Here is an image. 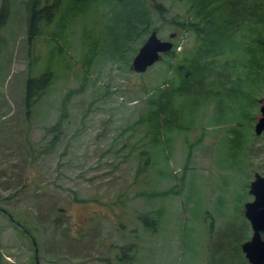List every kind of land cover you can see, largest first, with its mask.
<instances>
[{
	"label": "rangeland",
	"instance_id": "obj_1",
	"mask_svg": "<svg viewBox=\"0 0 264 264\" xmlns=\"http://www.w3.org/2000/svg\"><path fill=\"white\" fill-rule=\"evenodd\" d=\"M142 1L138 40L113 36L118 4L58 0L52 22L27 42V0H7L0 264H247L243 204L253 174L264 177V131L253 133L264 79L245 80L241 52L261 31L248 29L251 17L264 21V0ZM152 31L173 56L135 73L131 60ZM205 40L221 58L194 90L170 98L175 123L158 147L136 121L155 109L163 83L177 88L175 66L188 71L182 60ZM44 72L49 83L26 119L24 81ZM223 76L233 79L217 84Z\"/></svg>",
	"mask_w": 264,
	"mask_h": 264
},
{
	"label": "trees",
	"instance_id": "obj_2",
	"mask_svg": "<svg viewBox=\"0 0 264 264\" xmlns=\"http://www.w3.org/2000/svg\"><path fill=\"white\" fill-rule=\"evenodd\" d=\"M69 1L79 4V3H85L89 0H69ZM106 1L114 2L115 4H118L120 8L119 11H117L115 14L112 15V21L108 25V27H112L113 36L115 37V39L121 40L123 37L127 36L129 39L138 40V36L136 38L133 37L134 35L137 34L136 32L139 28L137 24H140L144 20V18L148 17V13L144 7V2L142 0H139L136 3L138 4V6L132 7V3L130 2V0H106ZM47 3L48 0H27L25 6V15H26L25 36L27 42L32 41V39H34L39 34V24L42 23L45 25L51 23L56 12L58 11L57 10L59 9L57 7L58 0H51L49 4ZM126 9L128 10L125 11ZM7 14H8L7 0H0V28L4 26V23L7 19ZM253 14L254 12L250 13V16H254ZM252 18L254 17H251L250 19L253 20V22H250L251 25L250 28L248 29L249 32L252 31L253 29L256 30L258 27H260L261 31L258 30L257 35L253 36L252 34L251 37L249 38V42L246 45L244 44L241 52V54L243 55V59L241 60V62H242V67L245 70H247L249 67L251 69L250 75H248L247 73L245 80L247 77L250 78L251 76L252 79L256 78L257 82H259L260 80L264 79V21L259 22ZM188 27H190V25H188ZM114 32L116 34H114ZM140 32L146 33L147 31L144 27H142L140 29ZM121 44H119V41L116 42L117 47H119ZM210 44L211 43L209 41L207 43L205 40L202 46L201 47L199 46V48L195 51V53L191 57L189 58L185 57L182 60L183 63L185 62L190 63L191 67H187L188 71H182L183 66H175L174 74L177 77L175 80V83H178L177 88L176 85L174 86V80L172 78H170V80L168 79L167 82L163 83L162 86L164 87L157 89V91L154 93L156 97H154L152 100L149 101L152 104V106L155 107V109L144 115V117L139 118V121H136L135 126L142 125L145 133H147L146 136L149 135L151 141L154 142L156 145L161 143L159 140L160 137H163L164 133L166 135V133L170 132L172 128V124L175 123L174 122L175 117L173 115V112L169 109L170 98L174 96L177 91H179V95H181L185 92L194 90L192 87L198 85V81H200L199 78L205 79L203 78V76L208 77L209 74L211 73L209 70L211 69V66L216 63V60L219 61V58H221L219 56L222 53H214V54L210 53V51L216 48V46L212 48V45ZM229 47L231 48L232 45L230 44ZM231 54L232 52L228 55L231 56ZM165 55H167L168 57L173 56V50H170ZM223 63L227 64V61H224ZM232 63H234L233 58H232ZM201 65H203V68H200ZM231 66L234 69V66L233 65ZM260 72L262 73V75H259ZM50 76H51L50 72H44L36 77H27L25 79L23 85V93H22V107L24 111L23 113L24 118L26 119L29 118L31 110H33L37 98L45 90L47 84L49 83ZM229 76L230 75H227V77ZM223 78H224L223 80L217 81V84L223 81H228L233 79V78L226 79L224 76ZM237 83L238 85L243 83L239 75L237 76ZM213 84L214 82L212 83V85ZM184 86H187L188 88H184ZM238 136L239 138H242L238 142L240 144H243L244 138L240 135ZM161 144H163L164 147V145L167 144V140L164 138V143ZM240 144L238 146H241ZM236 258L237 256H234L233 260L235 261Z\"/></svg>",
	"mask_w": 264,
	"mask_h": 264
},
{
	"label": "water",
	"instance_id": "obj_3",
	"mask_svg": "<svg viewBox=\"0 0 264 264\" xmlns=\"http://www.w3.org/2000/svg\"><path fill=\"white\" fill-rule=\"evenodd\" d=\"M173 36L170 34L168 38L171 39ZM170 49L171 43L159 40L155 32L152 31L138 48L129 69L138 74L143 73ZM260 102V117L254 124V135H259L264 131V94ZM247 193L252 197V200L243 204V216L249 224L251 235L247 241L241 243L240 251L247 264H264V239L261 237V234L264 233V178L254 173Z\"/></svg>",
	"mask_w": 264,
	"mask_h": 264
},
{
	"label": "flooded vegetation",
	"instance_id": "obj_4",
	"mask_svg": "<svg viewBox=\"0 0 264 264\" xmlns=\"http://www.w3.org/2000/svg\"><path fill=\"white\" fill-rule=\"evenodd\" d=\"M172 39V38H171ZM260 106H261V102H260ZM259 106V107H260ZM259 118V117H258ZM251 200H252V197H251ZM261 237L264 239V233L261 234Z\"/></svg>",
	"mask_w": 264,
	"mask_h": 264
}]
</instances>
